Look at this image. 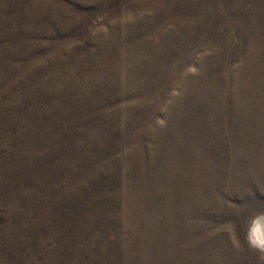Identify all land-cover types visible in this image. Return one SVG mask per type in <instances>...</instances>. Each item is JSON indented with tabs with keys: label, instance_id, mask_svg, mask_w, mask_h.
<instances>
[{
	"label": "rangeland",
	"instance_id": "rangeland-1",
	"mask_svg": "<svg viewBox=\"0 0 264 264\" xmlns=\"http://www.w3.org/2000/svg\"><path fill=\"white\" fill-rule=\"evenodd\" d=\"M253 221L264 0H0V264H264Z\"/></svg>",
	"mask_w": 264,
	"mask_h": 264
},
{
	"label": "clouds",
	"instance_id": "clouds-1",
	"mask_svg": "<svg viewBox=\"0 0 264 264\" xmlns=\"http://www.w3.org/2000/svg\"><path fill=\"white\" fill-rule=\"evenodd\" d=\"M257 219H259V217H257ZM253 223H255V221H253ZM249 242H250L252 247L259 249L261 252H264V239H261L259 241L252 240L251 239V231H250V235H249Z\"/></svg>",
	"mask_w": 264,
	"mask_h": 264
},
{
	"label": "bare ground",
	"instance_id": "bare-ground-1",
	"mask_svg": "<svg viewBox=\"0 0 264 264\" xmlns=\"http://www.w3.org/2000/svg\"><path fill=\"white\" fill-rule=\"evenodd\" d=\"M257 223V224H256ZM255 224H256V226H254V228H253V233L256 235V232L257 231H261V233H263V236H264V229H263V227H262V225H261V223H259V222H256ZM253 234V235H254ZM258 235V234H257ZM256 235V236H257Z\"/></svg>",
	"mask_w": 264,
	"mask_h": 264
}]
</instances>
